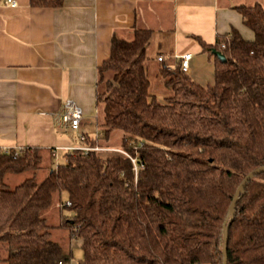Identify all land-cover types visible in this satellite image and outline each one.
Here are the masks:
<instances>
[{
    "label": "trees",
    "instance_id": "1",
    "mask_svg": "<svg viewBox=\"0 0 264 264\" xmlns=\"http://www.w3.org/2000/svg\"><path fill=\"white\" fill-rule=\"evenodd\" d=\"M236 8L252 37L232 28L212 44L199 40L213 55V79L205 84L181 69L180 58L159 60L161 98L146 74L151 29L134 27L131 38L112 34L96 67L98 130L83 133L82 143L125 153L73 148L54 163L52 149L0 148L6 264L68 263L71 240L82 252L78 264H223L229 204L243 177L264 165V6ZM115 129L121 136L112 146ZM26 171L32 175L7 187V175ZM56 196L60 221L50 225L41 213ZM55 227L67 230L66 245L51 238ZM227 234L226 264H264V172L247 181Z\"/></svg>",
    "mask_w": 264,
    "mask_h": 264
},
{
    "label": "crops",
    "instance_id": "2",
    "mask_svg": "<svg viewBox=\"0 0 264 264\" xmlns=\"http://www.w3.org/2000/svg\"><path fill=\"white\" fill-rule=\"evenodd\" d=\"M5 1H0V148L37 146L44 155L53 147L78 144L80 134L97 133L96 67L108 56L113 33L131 38L134 27L151 29L146 59L148 51L157 64L151 72L146 61L145 67L148 79H156L155 88L150 83L153 93L159 91L158 78L162 85L158 56L173 63L190 53L186 73L205 84L213 79V55L199 40L212 44L232 28L250 39L236 6L258 2L64 0L59 7H37L29 0H14V6ZM68 100L82 111L77 130L60 118Z\"/></svg>",
    "mask_w": 264,
    "mask_h": 264
},
{
    "label": "rangeland",
    "instance_id": "3",
    "mask_svg": "<svg viewBox=\"0 0 264 264\" xmlns=\"http://www.w3.org/2000/svg\"><path fill=\"white\" fill-rule=\"evenodd\" d=\"M258 1L259 3H261L263 6H264V0H256ZM147 55H148V58L146 59V63L147 65H149L148 69H149V72H151L154 68H156V60L155 59H151L149 58V55L150 53L147 51ZM150 76V74H149ZM149 81L151 83V86L153 85V88L154 85H155V82H156V79L152 76L149 77ZM158 83H159V91L158 92H154L156 93V95L161 98L162 96V91L164 93L165 92V89L163 88V86L161 85L160 83V79L158 78ZM100 108L97 109L96 111V114L98 116H100ZM100 119H98L99 121ZM92 122L90 123L89 125V132L93 133L95 130H94V120L92 119L91 120ZM121 136V131L120 130H117L115 129L111 135V143L113 144L112 146H117L116 143L119 142V137ZM76 140L75 141L76 145H79V139H78V136L76 137ZM74 145V146H76ZM61 151V150H60ZM60 153V152H59ZM59 155H57L55 158H52V161L57 162L59 160ZM47 158L44 157V159H42L41 161V167L38 169V171L36 172V177H37V180H40L44 177L45 175V166L47 165ZM50 163V161H49ZM32 175V172H29V171H26V172H22V173H13V174H9L6 176L5 178V184L7 185V187L9 188H12L14 187L16 184L20 183L21 181H23L25 178L27 177H30ZM58 196L54 197L53 199V202L51 204V206L45 210L42 211L41 215L46 219L47 223L50 224V225H57L60 221V212H59V206H58ZM60 199L62 201H64L66 199V196L64 193H62L60 195ZM64 212H66V210H64ZM67 237H68V232L66 229H62V228H58V227H55L51 230V238L55 241H58L59 243L63 244V245H66L67 244ZM73 240H71L72 242ZM71 247H72V258L71 260L68 262V263H64V264H78V260L81 258V255H82V252H81V249L79 248V245L76 244V242H72L71 243ZM8 254V250H7V245L5 242L3 241H0V264H6L4 258L7 256Z\"/></svg>",
    "mask_w": 264,
    "mask_h": 264
},
{
    "label": "built area",
    "instance_id": "4",
    "mask_svg": "<svg viewBox=\"0 0 264 264\" xmlns=\"http://www.w3.org/2000/svg\"><path fill=\"white\" fill-rule=\"evenodd\" d=\"M5 3L8 5H11V6H14L16 4V2L14 0H6ZM190 58H191L190 53L182 54V56L180 57V67L184 72H187L189 69V59ZM157 59L161 60L162 57L158 56ZM60 118L67 128H69L70 130H77L80 126V122L82 119V111L74 102H72L71 100H68L64 104L63 110L60 114ZM78 139L81 143L77 146L53 147L52 152H51L52 155L56 156L57 151L60 148L63 150L80 148V149H84V150L94 149L97 151H120V152L125 153L123 150L118 149V148H114V147H101V146L91 147V146H87V145L82 143L83 134H80L78 136ZM4 149H6V148H4ZM132 161H134L133 158H132ZM59 264H61V262H59Z\"/></svg>",
    "mask_w": 264,
    "mask_h": 264
},
{
    "label": "water",
    "instance_id": "5",
    "mask_svg": "<svg viewBox=\"0 0 264 264\" xmlns=\"http://www.w3.org/2000/svg\"><path fill=\"white\" fill-rule=\"evenodd\" d=\"M213 53L217 56H219L220 58H224L223 55L219 52V51H214ZM261 172H264V165L263 166H259L253 170H251L250 172H248L242 179V181L240 182V184L237 186L235 193L232 197V200L229 204V219L225 222L224 224V232H223V243L221 246V250L223 253V264L227 263V256H226V250H227V238H228V227L229 224L235 214V207H236V203L237 200L240 196V194L243 192V189L247 183V181H249L254 175L259 174Z\"/></svg>",
    "mask_w": 264,
    "mask_h": 264
}]
</instances>
